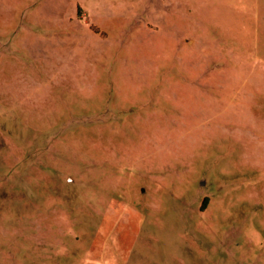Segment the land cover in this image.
Here are the masks:
<instances>
[{
  "label": "rangeland",
  "instance_id": "obj_1",
  "mask_svg": "<svg viewBox=\"0 0 264 264\" xmlns=\"http://www.w3.org/2000/svg\"><path fill=\"white\" fill-rule=\"evenodd\" d=\"M0 264H264V0H0Z\"/></svg>",
  "mask_w": 264,
  "mask_h": 264
}]
</instances>
